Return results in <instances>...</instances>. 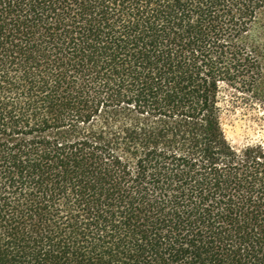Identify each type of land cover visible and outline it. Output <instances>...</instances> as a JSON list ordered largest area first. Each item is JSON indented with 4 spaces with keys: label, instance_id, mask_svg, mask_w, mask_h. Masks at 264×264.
I'll return each mask as SVG.
<instances>
[{
    "label": "trees",
    "instance_id": "trees-1",
    "mask_svg": "<svg viewBox=\"0 0 264 264\" xmlns=\"http://www.w3.org/2000/svg\"><path fill=\"white\" fill-rule=\"evenodd\" d=\"M264 0H0V264H264Z\"/></svg>",
    "mask_w": 264,
    "mask_h": 264
},
{
    "label": "rangeland",
    "instance_id": "rangeland-1",
    "mask_svg": "<svg viewBox=\"0 0 264 264\" xmlns=\"http://www.w3.org/2000/svg\"><path fill=\"white\" fill-rule=\"evenodd\" d=\"M223 126L237 148L261 144L264 147V116L246 104L231 105L224 112Z\"/></svg>",
    "mask_w": 264,
    "mask_h": 264
}]
</instances>
